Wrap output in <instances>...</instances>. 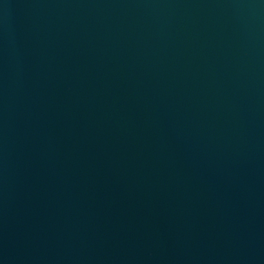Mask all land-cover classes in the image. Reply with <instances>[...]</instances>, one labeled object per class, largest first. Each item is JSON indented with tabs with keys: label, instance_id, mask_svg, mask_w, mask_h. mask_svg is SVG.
<instances>
[{
	"label": "water",
	"instance_id": "1",
	"mask_svg": "<svg viewBox=\"0 0 264 264\" xmlns=\"http://www.w3.org/2000/svg\"><path fill=\"white\" fill-rule=\"evenodd\" d=\"M0 264H264V0H0Z\"/></svg>",
	"mask_w": 264,
	"mask_h": 264
}]
</instances>
